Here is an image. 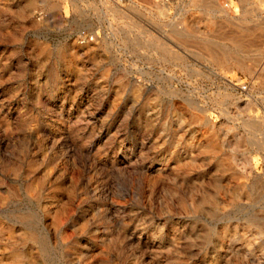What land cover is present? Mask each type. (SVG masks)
Wrapping results in <instances>:
<instances>
[{
	"label": "rangeland",
	"instance_id": "1",
	"mask_svg": "<svg viewBox=\"0 0 264 264\" xmlns=\"http://www.w3.org/2000/svg\"><path fill=\"white\" fill-rule=\"evenodd\" d=\"M132 2L0 0V264H264V0Z\"/></svg>",
	"mask_w": 264,
	"mask_h": 264
},
{
	"label": "built area",
	"instance_id": "2",
	"mask_svg": "<svg viewBox=\"0 0 264 264\" xmlns=\"http://www.w3.org/2000/svg\"><path fill=\"white\" fill-rule=\"evenodd\" d=\"M110 1L120 3V2L127 1V0H110ZM77 41L79 42L80 45L90 43L93 41V36L88 35V34L79 33L77 35Z\"/></svg>",
	"mask_w": 264,
	"mask_h": 264
},
{
	"label": "bare ground",
	"instance_id": "3",
	"mask_svg": "<svg viewBox=\"0 0 264 264\" xmlns=\"http://www.w3.org/2000/svg\"><path fill=\"white\" fill-rule=\"evenodd\" d=\"M128 2H129V3H132V4H134V3H133L134 1L132 2V0H128ZM115 3H117V2H115ZM121 3H122V2H120V3H117V4H118V6H119V4H121ZM120 7H121V6H120Z\"/></svg>",
	"mask_w": 264,
	"mask_h": 264
}]
</instances>
